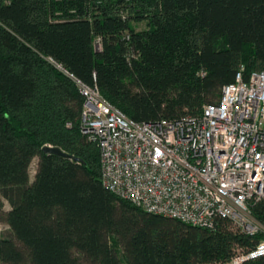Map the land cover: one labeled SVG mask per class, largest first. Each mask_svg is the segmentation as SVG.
Listing matches in <instances>:
<instances>
[{
    "label": "trees",
    "instance_id": "1",
    "mask_svg": "<svg viewBox=\"0 0 264 264\" xmlns=\"http://www.w3.org/2000/svg\"><path fill=\"white\" fill-rule=\"evenodd\" d=\"M240 69L244 79L264 71V0H0V222L10 228L0 264H227L264 241L108 192L68 76L130 120L155 123L200 116ZM251 214L264 228V199Z\"/></svg>",
    "mask_w": 264,
    "mask_h": 264
},
{
    "label": "built area",
    "instance_id": "2",
    "mask_svg": "<svg viewBox=\"0 0 264 264\" xmlns=\"http://www.w3.org/2000/svg\"><path fill=\"white\" fill-rule=\"evenodd\" d=\"M68 76L84 98L79 129L99 151L108 192L193 227L213 230L225 220L248 236L264 232L251 214L264 199V71L244 79L240 69L198 117L155 123L130 120L96 85ZM227 264H264V241Z\"/></svg>",
    "mask_w": 264,
    "mask_h": 264
},
{
    "label": "rangeland",
    "instance_id": "3",
    "mask_svg": "<svg viewBox=\"0 0 264 264\" xmlns=\"http://www.w3.org/2000/svg\"><path fill=\"white\" fill-rule=\"evenodd\" d=\"M138 28H143V27L142 26H138ZM37 163H38V159L35 158L31 162L30 167H29V177H30V181L31 182L34 179ZM2 204H3L4 211L8 212L10 210V206H9L8 202L6 200L2 199ZM0 235L2 237H9L10 236V228L4 222H0Z\"/></svg>",
    "mask_w": 264,
    "mask_h": 264
},
{
    "label": "water",
    "instance_id": "4",
    "mask_svg": "<svg viewBox=\"0 0 264 264\" xmlns=\"http://www.w3.org/2000/svg\"><path fill=\"white\" fill-rule=\"evenodd\" d=\"M42 152L45 155H51V156H57L63 159L70 160L75 163H82L83 161L79 158H75L65 152H63L61 149L56 148V147H51V146H46L42 149Z\"/></svg>",
    "mask_w": 264,
    "mask_h": 264
}]
</instances>
